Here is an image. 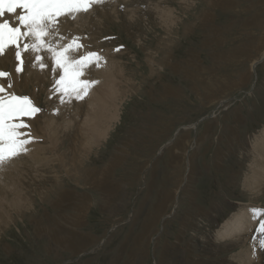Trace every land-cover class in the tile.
<instances>
[{"label":"rangeland","instance_id":"374dc122","mask_svg":"<svg viewBox=\"0 0 264 264\" xmlns=\"http://www.w3.org/2000/svg\"><path fill=\"white\" fill-rule=\"evenodd\" d=\"M189 1L196 7L188 15L180 0H107L75 22H60L62 43L82 37L84 49L99 52L106 64L87 69L83 78L97 81L88 99L58 104L54 80L60 70L54 73L42 53L48 67L37 66V86L22 95L35 93L42 111L33 126L46 130L41 135L31 129L36 142L27 154L0 166V189L14 184L25 195L23 208L0 213V264H241L242 250L251 252V264H264L257 233L264 216L258 212L248 231L228 239L219 235L241 212L250 220L253 209L264 210V182L261 191L246 183L253 148L264 136V59L250 71L264 51V21L254 29L249 23L264 20V0H238L242 8L232 27H224L227 20L221 30L201 27L191 39L201 59L175 74L158 61L167 65L177 32L187 34L198 15L199 24L215 0ZM165 6L175 11L173 19L181 16L177 24L162 22ZM208 35L213 44L202 45ZM112 62L121 74L107 92L104 117L112 111L119 118L87 150L81 131L90 116L89 98L103 81L98 72ZM51 134L59 137L57 145Z\"/></svg>","mask_w":264,"mask_h":264},{"label":"snow or ice","instance_id":"6c2138e0","mask_svg":"<svg viewBox=\"0 0 264 264\" xmlns=\"http://www.w3.org/2000/svg\"><path fill=\"white\" fill-rule=\"evenodd\" d=\"M106 0H0V56L14 49L16 73L24 72V54L35 53L34 61L44 70L42 53L47 52L53 63V72L60 70L54 80V91L59 103L85 100L97 81L84 79L88 68L106 63L99 52L84 50L82 37H73L70 43H62L65 37L59 33L60 22L75 19L78 14H87L96 5ZM146 7V5H145ZM19 10V11H18ZM11 14V18H5ZM123 45L115 49L120 51ZM11 73L0 70V166L26 155L28 146L36 142L29 121L42 109L28 95L9 92L13 87ZM59 115V111H55ZM264 216V210H252ZM257 233L259 247L264 250V219L259 220Z\"/></svg>","mask_w":264,"mask_h":264},{"label":"bare ground","instance_id":"6f19581e","mask_svg":"<svg viewBox=\"0 0 264 264\" xmlns=\"http://www.w3.org/2000/svg\"><path fill=\"white\" fill-rule=\"evenodd\" d=\"M107 1V0H106ZM116 1L117 0H113ZM124 2L127 4L129 2V0H124ZM118 3V2H117ZM109 2L106 4L108 5ZM133 4V3H132ZM110 5V4H109ZM119 5V4H118ZM104 6V5H103ZM112 6V5H110ZM152 7V6H151ZM150 7V8H151ZM99 8V7H98ZM101 8V6H100ZM95 9V8H94ZM119 10V8H117ZM131 9V8H129ZM99 10V9H98ZM101 10V9H100ZM113 10V9H112ZM162 12L160 13V16L162 17V22H171L174 23L175 19H173V9L171 8H164L161 9ZM19 11V10H18ZM115 11V10H114ZM120 11V10H119ZM118 11V13H119ZM112 12V11H111ZM116 12V11H115ZM113 12V14L115 13ZM131 12V11H130ZM103 13V12H102ZM129 13V12H128ZM134 13V12H133ZM136 13V12H135ZM93 14V13H92ZM107 14V13H106ZM111 14V13H110ZM82 15V14H81ZM85 15V14H84ZM83 15V16H84ZM104 15V14H103ZM108 15V14H107ZM115 15V14H114ZM80 16V15H79ZM81 16V17H83ZM5 18H11V14H6ZM86 18V17H84ZM66 19V18H65ZM68 19V18H67ZM71 21V20H70ZM78 21V20H77ZM86 21V20H85ZM75 22V20H74ZM79 22V21H78ZM87 23V21H86ZM72 24V23H71ZM80 25V24H79ZM169 26V25H168ZM77 27V26H76ZM61 28V27H59ZM82 28V27H81ZM75 30V29H74ZM64 31V30H63ZM66 31V30H65ZM76 31V30H75ZM73 31V32H75ZM83 31V30H82ZM62 33V32H61ZM60 33V34H61ZM64 33V32H63ZM65 41V40H63ZM83 42V41H82ZM84 44V43H83ZM85 45V44H84ZM85 50V49H84ZM45 54V53H44ZM49 55V54H48ZM34 57H35V53H25L24 54V72L23 73H16L14 71V68L17 65V61L15 60V55H14V49H8L6 54L3 56H0V70H5V71H9L11 73V82L13 84V86L15 88H10L8 89L9 92H15L16 94L22 95V91L24 88H27L29 86H37L39 80H40V73L39 70L37 69L38 64L35 63L34 61ZM48 57V56H47ZM46 57V58H47ZM49 58V57H48ZM264 59V51L262 52L261 56L255 60H253L251 66H250V71H255V68L257 67V65ZM115 60V59H114ZM48 63H50V61L47 60ZM113 63V64H112ZM109 63V65H107V67L101 71L100 73L98 72V75L102 76V80L101 83L95 87L94 90V96L89 98L90 100V116L88 117L86 123L84 124L82 131H81V135L84 137V140L82 141L81 145L82 148H85V146H87V150L90 146L92 145H97L99 144L100 140L102 138L106 137L107 131L111 129V123L113 122V118L118 119V114H116L114 116V113L112 111L108 112L110 113L109 116H107L108 118L105 119V115L107 114V106H108V100H107V92L109 90V88L111 87L112 84H114L116 82V77H118V73L117 70L115 71L114 68V62ZM45 64H47L45 62ZM52 64V63H51ZM106 64V63H105ZM117 65V64H115ZM119 68V67H118ZM121 68V67H120ZM47 69V68H46ZM45 70V69H44ZM91 70V69H90ZM93 70V69H92ZM120 70V69H119ZM118 70V71H119ZM123 70V69H122ZM47 73V71H45ZM56 72V71H55ZM121 72V71H120ZM123 72V71H122ZM43 73V72H42ZM53 73V72H52ZM92 73V72H91ZM90 73V74H91ZM109 73H110V77H109ZM45 74V73H44ZM52 75V74H51ZM87 75V74H86ZM118 75V76H117ZM46 76V75H45ZM49 76V75H48ZM44 77V76H43ZM87 77H89L87 75ZM244 77V76H243ZM51 78V76H50ZM47 79V78H46ZM57 79V78H56ZM53 81V80H52ZM51 82V81H50ZM0 83H5L7 84V81L0 79ZM35 86V87H36ZM44 87V86H43ZM42 89V88H41ZM36 90V89H35ZM29 92V91H28ZM50 92V91H48ZM25 93V92H24ZM38 93V92H37ZM91 96V94H89ZM23 96V95H22ZM35 102V93L32 92L29 95ZM88 99V98H87ZM74 101V100H73ZM79 101H77L78 104ZM82 102V101H81ZM85 102V101H84ZM87 102V101H86ZM37 103V102H36ZM57 103V102H56ZM74 103V102H73ZM59 104V102H58ZM57 104V105H58ZM72 104V103H71ZM82 104V103H81ZM78 106V105H76ZM58 107V106H57ZM61 107V106H60ZM67 107V106H66ZM65 107V108H66ZM71 107V106H70ZM92 107V108H91ZM88 108V107H87ZM53 109V108H52ZM86 109V108H85ZM62 110V109H61ZM69 110V109H68ZM84 110V109H83ZM87 110V109H86ZM50 111V110H49ZM62 112V111H61ZM85 112V111H84ZM60 113V111H59ZM65 113H67V111H65ZM82 113V112H81ZM117 113V112H116ZM63 116V115H62ZM105 116V117H104ZM49 117V116H47ZM53 118V117H52ZM51 118V119H52ZM63 118V117H62ZM50 119V117L48 118ZM47 119V120H48ZM69 119V118H68ZM115 119V120H116ZM54 120V119H52ZM58 120V119H57ZM71 120V119H70ZM31 123V129H36V131H38L41 128H35L37 127L38 123H39V117L36 116L35 119L29 121ZM44 122V121H43ZM75 122V121H73ZM85 122V121H84ZM83 122V123H84ZM36 123V126H33V124ZM45 123V122H44ZM48 123V122H47ZM65 123V121H64ZM51 124V123H50ZM44 125V124H43ZM82 125V124H81ZM80 125V126H81ZM66 127L71 126V123L68 121H66L65 124ZM195 126V125H193ZM54 127V126H53ZM73 127V126H72ZM187 127V126H186ZM46 128V127H45ZM44 128V129H45ZM48 128V127H47ZM57 128V127H56ZM41 129V132H44L45 130ZM58 129V128H57ZM56 129V130H57ZM66 129V128H65ZM68 129L66 131H68ZM188 129V127H187ZM48 130V129H47ZM61 130V129H60ZM71 130V129H70ZM32 131V130H31ZM34 131V130H33ZM32 131V132H33ZM35 131V132H36ZM49 131V130H48ZM53 131V130H52ZM63 131H65L63 129ZM64 133V132H63ZM109 133V132H108ZM43 133H41L42 135ZM48 134V133H47ZM53 137V141H54V145H57V141L59 139V137L57 138L56 135L51 134ZM58 135V134H57ZM63 135V134H62ZM261 135V134H260ZM38 137V136H37ZM41 137V136H39ZM45 137V136H44ZM47 139V138H46ZM259 139V137H258ZM44 140V139H43ZM75 140V139H74ZM104 140V139H103ZM39 141V139H38ZM47 141V140H46ZM63 141V140H62ZM43 142V141H42ZM46 143V142H45ZM51 143V142H50ZM52 144V145H53ZM60 144V142H59ZM41 145V144H40ZM48 145V144H47ZM53 145V147H54ZM42 146V145H41ZM45 147V146H44ZM43 148V147H42ZM47 148V147H46ZM44 149V148H43ZM50 149V148H49ZM254 151L255 152V160L252 163L251 167H252V171H251V175L248 177L246 183H248V186L251 187V189L255 187V190L261 191V186L262 183L264 182V136L261 138L260 137V141H258L255 146H254ZM48 150V149H47ZM55 150V149H54ZM42 151V149H41ZM49 152V151H48ZM52 152V151H51ZM55 151H53L52 153H54ZM34 153V152H32ZM45 156V155H44ZM48 156V155H47ZM56 156V155H55ZM61 156V155H60ZM67 156V155H66ZM35 157H39V155L36 154ZM59 158V156H58ZM61 158V157H60ZM66 161V160H65ZM20 162V161H18ZM29 163V162H27ZM64 163V162H63ZM9 164H7L8 166ZM63 165V164H62ZM61 165V166H62ZM22 166V165H21ZM27 166V165H26ZM23 167V166H22ZM41 167V166H40ZM65 167V163L64 166ZM3 168V167H2ZM16 169V168H15ZM37 169V168H36ZM19 170V169H18ZM31 171V170H30ZM23 172V171H22ZM36 172V171H35ZM12 175L13 172L11 173ZM18 175V174H17ZM24 175V174H23ZM19 176V175H18ZM26 176V175H25ZM36 176V175H35ZM41 176V175H39ZM7 178V176H6ZM25 178V177H24ZM21 179V178H20ZM18 181H21V180ZM36 179V178H35ZM44 179V178H43ZM187 179V178H186ZM1 180V179H0ZM6 180V179H5ZM32 180V179H31ZM42 180V179H41ZM3 181V180H2ZM24 181V180H23ZM16 182V181H15ZM28 182V181H27ZM4 183V182H3ZM12 186L9 188L10 190L7 189H0V213L2 212L3 208H12L15 210H20L21 208L24 207L25 203H24V196H22L20 194V191L18 188H15L14 184H11ZM181 186V185H180ZM20 187V186H19ZM24 187V186H23ZM22 188V187H20ZM34 188V187H33ZM252 189V190H253ZM28 191V190H27ZM179 188L176 191V194L179 192ZM13 192V197H10L9 194ZM23 192V191H22ZM256 192V191H255ZM180 193V192H179ZM30 194V193H29ZM28 196V195H27ZM4 199H8V203L5 204ZM27 200V199H26ZM33 200V199H32ZM26 208V207H25ZM6 210V209H5ZM4 210V211H5ZM247 210V209H246ZM3 211V212H4ZM9 211V210H8ZM23 211V210H22ZM245 211V209H244ZM240 213V212H239ZM250 213V212H249ZM3 214V213H2ZM7 214V213H6ZM12 214V213H11ZM75 217V216H74ZM251 217H253L252 219L249 220L248 217V213L247 212H241L240 214H238L237 216H235L234 220H228V222L224 225L223 229L219 232V235L221 238H229V237H234V235L237 237L238 235H240L242 232H245L246 230L248 231L250 229V225L251 224H255V218L254 215L251 214ZM250 217V218H251ZM6 218V217H5ZM81 218V217H80ZM4 219V218H3ZM2 217L0 218V224H2ZM7 219V218H6ZM9 219V216H8ZM7 219V220H8ZM10 221V220H9ZM11 222V221H10ZM78 222V221H77ZM9 223V222H8ZM244 230V231H243ZM236 240V239H235ZM62 241H66V239H63ZM252 249V248H251ZM250 249V250H251ZM253 255V254H252ZM256 255V254H254ZM253 255V256H254ZM240 258V262L241 264H251V262H253L252 257H251V252L249 250H242L241 252H239L238 255ZM260 256V255H259ZM234 257V256H233ZM236 258V257H235ZM255 259H258V257L256 256ZM238 261V262H239ZM239 262V263H240Z\"/></svg>","mask_w":264,"mask_h":264},{"label":"crops","instance_id":"0c3cea01","mask_svg":"<svg viewBox=\"0 0 264 264\" xmlns=\"http://www.w3.org/2000/svg\"><path fill=\"white\" fill-rule=\"evenodd\" d=\"M180 1H182L185 4L184 5L185 8H187V12L185 14L188 13V15H189V13L193 9V7H196L195 3L192 1H189V0H180ZM221 2H223V6L221 5ZM191 4H194V5H191ZM257 4H259V2H257ZM165 7L172 8L171 6H165ZM239 7L242 8V3H241V1H238V0H215L213 3V7L210 11H208V10L203 11L202 16H203V14H205V16L200 19L201 21H199L200 22L199 24L196 23L198 20V17H199V15H198L197 19L194 21V24L188 26L185 29V33H187V34H182V36H183L182 37L179 35L180 33L177 32V36L175 37L173 45H171V47L168 50L165 49L168 52V54L166 55V60H167L166 64L167 65H165V67H164V65L161 64L160 61H158V63L162 66L161 68H163L164 70H165V68H167L169 71H172L175 74H178L181 72L184 73L185 72L184 69L186 66H188L190 63H193L194 60L201 59V55L199 53H195V49L197 48V45L191 43V39L193 37L195 38V36H197V34L200 33L199 29L201 27L207 26L210 31L214 30V28L221 30L222 29V22L225 20H227V22L225 23L224 27L228 28L229 26L230 27L234 26V24L236 22L235 21L236 20L235 12L240 11ZM250 8H252V7H250ZM262 8H264V7H262ZM221 10H224V12L227 13V14L225 13L226 17L224 20H222L223 14L221 13L222 12ZM174 13H175V11H174ZM255 13H257V15L255 17H259L262 15V10L256 8ZM254 15L255 14L251 15L252 19H253ZM263 17H264V14H263ZM177 18H179V20H180L181 16L178 17L177 15H175L174 19H176V23L174 22V25L179 22V21H177ZM258 20L259 19L249 21V23L251 22L250 25L253 24V26H254V27H252V26H250V27L254 29L256 24L261 26L262 21H264V20H262V16H261V21H258ZM218 25H220V26H218ZM162 26L164 29H167L166 26H164V25H162ZM241 26H242V24H241ZM248 26H249L248 23L243 24V28L246 30H248L246 28ZM171 28H168V29H171ZM209 35L211 37V34H209ZM209 35L204 38L202 45L207 43V40L210 39ZM173 38H174V36H173ZM211 39H212V37H211ZM179 41H180V44H182L181 45L182 48L180 47V49H179L180 44L177 46V43ZM188 43H189V45H188ZM207 44L212 45L213 41H209ZM167 45H170V43H167ZM172 47H174V48H172ZM194 66H195V64H194ZM192 74H194L193 71H192ZM180 77L188 78L186 75H181ZM102 213L104 214V213H108V212H102Z\"/></svg>","mask_w":264,"mask_h":264}]
</instances>
